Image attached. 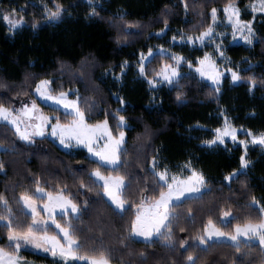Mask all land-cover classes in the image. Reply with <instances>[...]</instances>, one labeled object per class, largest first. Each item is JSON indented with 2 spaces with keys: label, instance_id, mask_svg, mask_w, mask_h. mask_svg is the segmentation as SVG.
<instances>
[{
  "label": "trees",
  "instance_id": "obj_1",
  "mask_svg": "<svg viewBox=\"0 0 264 264\" xmlns=\"http://www.w3.org/2000/svg\"><path fill=\"white\" fill-rule=\"evenodd\" d=\"M64 12L58 21H49L45 11ZM236 3L242 20L252 22L257 42L226 45L225 55L241 72L239 84L227 78L222 88L204 82L198 75L183 68L179 84L161 87L154 94L148 80L155 77L163 64H173L168 57L156 56L146 66L147 79H140L135 66L140 53L157 44H165L179 34L198 35L211 24V11ZM252 0H0V105L19 108L34 96L40 79H49L57 94L63 90L79 93L80 107L90 125L105 119L114 136L127 134L121 151V163L113 170L88 157L85 150L67 152L49 137L22 140L17 131L0 123V196L12 209L14 225L30 224L20 197L35 196L36 182L46 191L61 189L79 207L77 216L56 217L63 227L71 222L81 254L92 255L103 250L112 264H189V252L197 264H264V248L249 242L251 248L236 252L231 243L189 248L196 237L205 234L208 221L234 234L237 225L258 223L264 207V153L250 151L252 165L230 182L225 177L242 170V146L227 142L209 149L204 141L211 140L215 129L228 117L234 126L254 133H264V15L250 10ZM185 4L187 8H185ZM97 15H92V8ZM17 10L16 18L24 24L9 32L2 19L4 13ZM165 21L167 27L165 28ZM36 25L33 27V25ZM183 50V51H182ZM188 60L193 56L181 49ZM198 56L203 52L197 50ZM127 63V68L122 65ZM249 77L255 79L251 86ZM180 99H177V95ZM75 98V95L73 96ZM118 98H123V103ZM41 104V103H40ZM49 116H59L62 123L71 122L63 111L53 112L43 104ZM119 110V112H118ZM118 115L125 117L127 128H117ZM161 159L171 168L190 162L207 182L203 198L197 196L172 210V240L136 239L130 228L141 199H158L161 191L158 176L150 166ZM122 165V166H121ZM99 168L107 176H123L126 181L123 198L127 211L114 210L104 189L92 173ZM255 201V203H254ZM42 203V201H38ZM224 211H230L228 227ZM0 213H4L0 203ZM48 232L57 235L56 229ZM7 229L0 222V246L8 248ZM60 237V236H58ZM187 244L181 246V242ZM171 244V246H169ZM208 247V251L201 248ZM23 259L40 264H63L50 256L30 250L20 253Z\"/></svg>",
  "mask_w": 264,
  "mask_h": 264
},
{
  "label": "snow or ice",
  "instance_id": "obj_2",
  "mask_svg": "<svg viewBox=\"0 0 264 264\" xmlns=\"http://www.w3.org/2000/svg\"><path fill=\"white\" fill-rule=\"evenodd\" d=\"M89 4H92V0H88ZM185 8L187 5L185 4ZM253 11L264 12V0H259L258 5H253ZM45 11L47 13V19L52 21L60 20L64 9L59 3L56 4L55 10L47 8L45 5ZM223 12L226 14V19L228 23L233 28V37L237 31H239L243 39L249 44H252V39L250 36L252 34L251 22L242 21L240 19V9L238 6L229 3ZM92 15H97L95 8H92ZM17 16V10L12 9L10 12L4 13L2 19L7 23L9 32L14 33L18 28L22 27L24 24L23 18H14ZM211 19L213 25L217 21V10L215 8L211 11ZM36 25L34 24L33 27ZM167 27V21H165V28ZM247 30V34H245ZM218 37L222 41V36L220 34H214V28L208 27L199 36L192 37L188 36L187 41L189 43H194L196 40L199 41L200 45L203 46L205 42L213 43ZM172 40L175 41L176 37L173 36ZM183 41L184 38L181 37ZM219 56H224V51L220 44H216L214 49ZM164 49H160V54L163 55ZM147 56H152L151 49L148 50ZM169 59L174 60L175 64H165L158 72H154V76L159 79L148 80L150 86L155 87L159 83H167L168 85L176 84L178 85L182 79L180 73V64L185 63L189 68L192 67V62L186 60L183 56L171 54ZM145 60L147 57L144 53H140V63L138 65V71L141 76L145 79L148 77V73L145 70ZM227 60V58H225ZM151 63V61H148ZM199 66L195 68V72L202 78H206L213 82L215 91H219V84L223 76V72L220 71L215 60L209 54H205L203 59L198 61ZM125 62L122 67H126ZM231 72V79L233 81H240L242 79L241 75L237 71L232 69H227ZM251 81V86L255 87V79L249 77ZM53 81L49 79H40L39 83L35 85V95L38 99L43 100L52 109L53 112L63 111L65 117H71L72 122L70 124H62L59 116H46L43 114L42 110L37 105L36 101L33 100L30 103H26L19 110V114L13 115V113L3 105H0V121H8L15 126L16 131L20 134V138L34 142L31 137L44 136L45 128H50V135L58 137L60 144L65 147L71 146L72 141L76 144H83L94 157H98L99 161L102 162L101 166H108L113 170L119 165L121 145L124 143V132L120 131L119 136H114L112 130L109 128L108 120L105 119L100 124L89 125L85 120V113L80 107V97L79 93H75V98L70 99L69 94L66 91H56L52 88ZM120 103H123V98H118ZM177 99H180L178 93ZM50 102V103H49ZM119 112V110H118ZM20 114L27 118L29 122L39 121V123L34 125L35 131L29 132L28 127L31 124L26 125L24 129H21ZM117 128H122L125 125V117L123 115H118ZM251 136V143L264 145V133L257 135L252 134L250 131L245 133ZM225 137L231 139V141H237V129L232 126L227 118L225 117L224 126L222 128L215 129V136L211 140L204 141L205 144L211 146L217 143L224 144ZM103 139L104 143L100 144L99 141ZM239 143L247 149L248 142L245 140H240ZM246 155V151H245ZM241 163L243 168H247L249 161L241 156ZM122 166V165H121ZM186 168H191V163L185 164ZM3 165L0 164V169ZM156 162L153 160L154 175L158 176L161 191L158 194V199L154 202L149 201L147 198L141 199L138 206V210L135 214V220L130 228V233L135 237H143L146 242L152 241V237L155 235L160 240L171 241L172 240V225L171 221L176 219L172 216V210L175 207H179L181 203H186L193 195L198 198H203V193L201 189L206 187V180L202 173H198L195 169H191V174L187 178L181 179L177 175L172 174L169 176L168 170L165 168L163 171L156 172ZM236 173H232L225 177L226 180L231 181ZM92 176L95 177V181H102L100 185L105 191V194L109 197L111 202L115 205L114 210L120 212H125L127 209L124 208L125 199L123 198L122 190L125 188V178L120 177H106L99 168H97ZM182 198H185L182 201ZM26 211L23 215L29 216L31 223L24 225L23 227H18L19 221H16L14 225L12 209L8 204V201L0 196V203L3 205L4 213H0V222L3 223L5 229H7V241L8 248L0 246V264H22L23 257L19 255L20 249L22 247L27 248L31 246L34 249L42 250L45 253H51L53 257L57 255L60 257L64 264L68 261H82L84 264H111L110 257L104 253L103 250H98V253L88 255L81 254L82 246L78 243L75 236V231L68 222L67 227L61 226L59 222L55 219L56 209H60V218L63 219L64 216L69 212H79L78 205L71 199H68L66 194L61 189L55 195L53 192L46 191V189L40 186L39 182H36L35 196L29 194H23L20 197ZM37 201H42L43 206L39 208ZM175 201V203H174ZM255 203V201H254ZM264 212V208L260 209ZM41 211L48 214V219L51 220L52 224L59 229L62 233L61 238L56 236L48 235L49 225L47 221H42L37 219L40 216ZM230 211H224L223 216H231ZM76 219H79L77 216ZM231 222L227 220H222L221 224L228 227ZM163 230V231H162ZM217 238V239H214ZM227 238L232 242L231 246L235 248L236 252H241L243 248H251L252 245L248 242L252 238L259 241L261 245H264V216H261L258 223H253L249 221L243 227L237 225L234 234L226 233L218 228L211 220L208 221V228L206 229V234L199 235L196 237L197 243L195 245H189V248H200L201 245H215L222 243L219 238ZM241 237H247L248 240H242ZM187 244V240L181 242V246ZM171 246V244L169 245ZM201 251H208V247L200 249ZM249 253L245 252L244 256L240 257L241 264L243 260L248 256ZM187 260L189 264H197L196 259L189 252L187 255Z\"/></svg>",
  "mask_w": 264,
  "mask_h": 264
},
{
  "label": "rangeland",
  "instance_id": "obj_3",
  "mask_svg": "<svg viewBox=\"0 0 264 264\" xmlns=\"http://www.w3.org/2000/svg\"><path fill=\"white\" fill-rule=\"evenodd\" d=\"M258 3H259V0H252V3H251V5H250V10H251L255 15H257V16H258V15H264V12H261V11H259V10H257V11H253V10H252L253 5H258ZM231 4H234V5L237 6L236 3H231ZM224 8H225V7H224ZM224 8L216 9V10H217V21H216V24L213 25L212 20H211V24H210V26L214 28V34H220V35L222 36V41H221L220 37H218L213 43H207V41H206L205 44H204L203 46H201L198 40H196L194 43L186 42L188 36H192V37L195 38V37L199 36L200 34H198V35L179 34L178 36H176V40H175V41H173L172 38H171V39H169L168 41H166L165 44H157V45H155V46H152V47L150 48L151 51H152V56H147V53H148V52L144 53V55L147 57V60H145V62H144V63H145V70H146V66L148 65V61H152L156 56H162V57H168V58H169V56H170L171 54L174 53V54H176V55L183 56L186 60H188V57H186L185 55H183L182 52H181V49L186 48V49H188L189 53H191V55L193 56V58H192L193 60H192V61L190 60V61L192 62V67L189 68L187 64H185V63H181V64H180V69H179V70H180V73H181V76L183 75V68H184V67H187V70H188L189 72H192V73L198 75L199 78H200L201 80H203L204 82H207L208 84H210L211 86H213V87L215 88L216 86L213 85V82H212V81H210V80H208V79H206V78H202V77H200V75H199L198 73L195 72V68L199 66L198 61H199L200 59H203V57H204L205 54H209V55H211V57L215 60L217 66H218L219 69H220V71L223 72V76H222V78H221V82H220V84H219V86H218V87H219V90L222 88V86H223V84H224V81H225L227 78L230 79L231 83H233V84H239L240 81H233V80L231 79V72L227 71V69H232L233 71H237L239 74H241V72L243 71V69H248L251 65H249V66H247V67L245 66V67H243V68L239 65V67L235 68V66H233L232 61H231V60L225 55V52H224V56L221 57V56H219V54H218L214 49H215V47H216V44H220V45H221V48L223 49V51H224L226 45H228V44H229V45L243 44V45H245V46L252 47V46L257 42V38H256L255 31H254V29H253V24H252V22H251V26H252L253 31H252V34H251V36H250V39H252L253 42H252L251 45H249V44L243 39V37H242V35H241V33H240L239 31H237L236 34H235V37H233V28H232V26L228 23V21H227V19H226V14L223 12V9H224ZM241 15H242V14H241V11H240V19L242 20ZM14 18H16V17H14ZM48 20H49V19H48ZM49 21H52V20H49ZM242 21H244V20H242ZM210 26H209V27H210ZM207 28H208V27H207ZM207 28H206V29H207ZM204 31H205V30H204ZM245 34H247V30H245ZM181 37L184 38L183 41L181 40ZM160 49H164V50H165V52H164L163 55L160 54ZM197 50L202 51V52H203V54H202L203 56H198V55L196 54V51H197ZM182 51H183V50H182ZM225 58H227V60H225ZM139 63H140V60H139V62H138V63L136 64V66H135V72L137 73V75L139 76L140 79H143V80H144V77L141 76V75L139 74V71H138V65H139ZM172 63H173L172 65H174V64H175V61L172 60ZM164 65H165V64H163V65L161 66V68H162ZM128 67H129V66H127V68H128ZM161 68H160V69H161ZM154 78H155V79H159L158 77H153V78H151V79H154ZM151 79H150V80H151ZM164 86H165V87H171L172 85H168L167 83H159V84H157L155 87H152V86L149 85L150 90H151V92H152L153 94H154V92H156L159 88L164 87ZM68 94H69V98H70V99H74V98H73V96H74V91H69ZM34 96H35V98H37V96L35 95V91H34ZM37 99H38V98H37ZM31 101H33V100H30V101L27 102V103H30ZM36 103H37V105L39 106V108L42 110L43 114L46 115V116H49V115H47V114L43 111V109H42V105H41V104H43V105H45V106H48V104L45 103V102H44L43 100H41V99H38V101H36ZM40 103H41V104H40ZM49 103H50V102H49ZM6 108H8V107H6ZM21 108H22V107H19V108H8V109H9V110L13 113V115L15 116V115L19 114V110H20ZM61 111H62V110H61ZM225 117H226V116H225ZM225 117H224V121H225ZM226 118H227V120L229 121V123H230L232 126H234V124L232 123V121H231L228 117H226ZM20 119H21V123H20V127H21V129H24L26 125H29V124L32 125V126L28 127V131H29V132H33V131H35L34 125L37 124V123H39V121H31V122H29V121L27 120V118L24 117L22 114H20ZM224 121H223V124H222V126H221L220 128H222V127L224 126ZM71 122H72V120H71ZM71 122H69L68 124H70ZM0 123H6V124L12 126V127L15 129V126L12 125L11 123H9L8 121H0ZM61 123H62V122H61ZM62 124H65V123H62ZM99 124H100V123H99ZM65 125H67V124H65ZM89 125H90V124H89ZM108 125H109V124H108ZM127 127H128V125H127V123L125 122V125L123 126V128L125 129V128H127ZM234 127L237 129V141L233 142V141H231L230 138L225 137V143H224V144H219V143H217V144H215V145H211V146H209V145H207V144L204 143V146H206L207 148H209V149H215V148L220 147V146H225V144H226L227 142H231V143H233V144H236V145H240V146H242V148L244 149V152L246 151V155L244 154V159L247 160V161H249L248 167H247V168H243V167H242V170L239 171V172H236V175L233 176L232 179H234L239 173L248 170V168L252 165V163H251V161H250V156H249V153H250L251 150L256 149V150H259V152L264 153V145L253 144V143H251V139H252V137H251V136H248V135L245 134L247 131H250V130H247V129H245V128H239V127H236V126H234ZM109 128H110V126H109ZM15 130H16V129H15ZM123 132H124L125 135H124V143L121 145V151H122V149L124 148V145H125V142H126V138H127L126 131L123 130ZM250 132H251L252 134H254V135H257V136H258L259 134H261V133H254V132H252V131H250ZM17 133H18V132H17ZM18 134H19V133H18ZM19 136H20V134H19ZM118 136H119V134H118ZM118 136H117V137H118ZM214 136H215V135H214ZM40 137H41V136H36V135H34V136L31 137V140L34 141V139H36V138H40ZM43 137H49L51 140H53L55 143H57L58 146H59L61 149L65 150V151H67V152H72V153H73V152H76L77 150H85L89 158H91V159H93V160H96V161H98L99 163L102 164V162L99 161V158H98V157H94V156L92 155V153H90V152L88 151V149H87L83 144H76L75 141H72L71 146H69V147H65L63 144H60L58 137H54V136H51V135H50V128H45V132H44V136H43ZM213 138H214V137H213ZM213 138H212V139H213ZM22 140H23V139H22ZM240 140H245V141L248 142V144H247V149H246V150H245L244 146L241 145V144L239 143ZM24 141H25V140H24ZM26 142H29V141H26ZM99 143H100V144H103V143H104V140L101 139V140L99 141ZM1 150H2V147L0 146V151H1ZM120 154H121V152H120ZM155 162H156V168H155V171H156V172L163 171V170L166 168V169L168 170L169 176H171L172 174H175V175H177V176H178L179 178H181V179L187 178V176H189V175L191 174V169H194V167L192 166V164H191V168H186V167H185V164H186V163L181 164V165H178V166L175 167V168H171V167H169V166L164 165L161 159H155ZM120 163H121V157H120V159H119V165H120ZM119 165H118V166H119ZM106 167H108V166H106ZM150 168H151V170L154 172V169H153V162L151 163ZM196 171H197V170H196ZM197 172L200 173L199 171H197ZM104 175H105V174H104ZM105 176H106V177H109V178H112V177H120V176H107V175H105ZM94 179H95V177H94ZM232 179H231V180H232ZM226 181H227V182H230L229 180H226ZM97 182H99L100 184L103 183L102 181H97ZM125 185H126V181H125ZM205 190H206V187L202 188V189H201V192L203 193ZM122 191H123V190H122ZM104 193H105V191H104ZM54 195H55V194H54ZM105 196H106V198L109 200V202L115 207V205L111 202V200L109 199V197H108L106 194H105ZM192 197H196V195H193ZM192 197H191V198H192ZM67 198H68V197H67ZM68 199H69V198H68ZM184 199H185V198H182V201H183ZM155 200H156V199L151 200V202H154ZM43 203H44V202L40 203V202L37 201V205L39 206V207H38V210H39V208H42ZM174 203H175V201H174ZM255 205H257V206L260 207L261 209L264 208V207L261 205L260 202H256ZM126 207H127V205H126V203H125V204H124V208H126ZM25 210H26V209H25ZM136 210H138V208H137ZM59 213H60V209H56L55 219H56L57 216H60ZM78 214H79V212H76V213L69 212V213L66 214V216H68V215L77 216ZM263 215H264V212H263ZM228 218H229V217H225V220H227ZM37 219L42 220V221H47V222H48V225H49V228H50V229H51V228L56 229L57 232H58V236H60V237H58L57 235H52V234H50L49 232H48V235H50V236H56L58 239L62 237L63 234L60 233L59 229H57V228L55 227V225L52 224L51 220L48 219V214H47L46 212L41 211L40 216L37 217ZM61 226H62V225H61ZM242 227H243V226H242ZM207 228H208V226H207ZM207 228H206V229H207ZM162 231H163V230H162ZM205 234H206V230H205ZM134 237H135V236H134ZM135 238L138 239V240L145 241V239H144L143 237H135ZM156 238H157V237L154 235L151 239L154 240V239H156ZM214 239H217V238L214 237ZM219 239L222 240V242H228V243H231V244H232V242H231L230 240H228L226 237H225V238H219ZM241 239H242V240H246V241L248 240L247 237H241ZM248 242L259 243V241H258L257 239H255V238H252V239H251L250 241H248ZM259 244H260V243H259ZM260 245H261V244H260ZM202 246H206V245H202ZM261 246L264 248V245H261ZM23 250H30V251H32V252H34V253H36V254H39V255L50 256V257H52L53 259H55V260H57V261H59V262H61V263L64 264V262L61 261V259H60V257H59L58 255H57L56 257H53V256L51 255V253H45V252H43L42 250L34 249V248H32L31 246H28L27 248L22 247V248L20 249V253H21ZM20 253H19V255H20ZM22 264H40V263H39V262H36V261H34V260H32V259H23V260H22ZM67 264H84V262H82V261H68ZM111 264H112V263H111Z\"/></svg>",
  "mask_w": 264,
  "mask_h": 264
},
{
  "label": "water",
  "instance_id": "obj_4",
  "mask_svg": "<svg viewBox=\"0 0 264 264\" xmlns=\"http://www.w3.org/2000/svg\"><path fill=\"white\" fill-rule=\"evenodd\" d=\"M40 138H42V137H40Z\"/></svg>",
  "mask_w": 264,
  "mask_h": 264
}]
</instances>
